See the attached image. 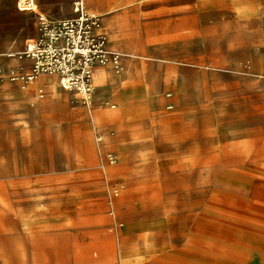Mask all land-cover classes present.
Segmentation results:
<instances>
[{"label":"rangeland","instance_id":"obj_1","mask_svg":"<svg viewBox=\"0 0 264 264\" xmlns=\"http://www.w3.org/2000/svg\"><path fill=\"white\" fill-rule=\"evenodd\" d=\"M99 1L85 0L88 10ZM37 2V12H22L0 0V32L24 37L14 51L37 36L36 14L74 10L73 0ZM116 5L109 51H121L122 67L147 68L130 106L93 91L88 112L57 75H41L57 76L53 90L38 77L0 84L29 91L42 127L17 146L12 124H0V264H126L124 251L135 264H264V203L253 199L264 181V0ZM2 58L8 72L32 69L25 55Z\"/></svg>","mask_w":264,"mask_h":264},{"label":"built area","instance_id":"obj_2","mask_svg":"<svg viewBox=\"0 0 264 264\" xmlns=\"http://www.w3.org/2000/svg\"><path fill=\"white\" fill-rule=\"evenodd\" d=\"M18 7L35 11L37 1L18 0ZM73 9L71 15L60 18L38 15V34L20 53L31 60L32 69L25 74L23 68L15 67L5 73L0 67V83L18 81L25 85L41 75H57L63 89L76 91L88 104L96 67L110 61L119 68L121 55L109 51L105 35L95 33L100 17L90 15L85 0H73Z\"/></svg>","mask_w":264,"mask_h":264},{"label":"bare ground","instance_id":"obj_3","mask_svg":"<svg viewBox=\"0 0 264 264\" xmlns=\"http://www.w3.org/2000/svg\"><path fill=\"white\" fill-rule=\"evenodd\" d=\"M134 3H136V2H133L132 4H134ZM93 4L97 5L98 3L94 2ZM37 10H38V8H37ZM112 10H113V8H110L107 11H95V10H91V11L88 10V11H89L90 15L98 16L102 19V17L105 14H107L108 12H110ZM25 19L28 21V20H30V17H27ZM97 29H102V26L96 27V30ZM27 42L29 43L28 40H27ZM28 43H27V46H28ZM25 50L14 51L13 46L9 45V47H7V49H5L4 51L0 50V56H3V55L12 56L15 54L23 53V52H25ZM126 55H129V54H126ZM22 65H26V67H31L32 62L30 59H25ZM2 66L4 68L5 73H8L6 65H4L2 63ZM104 66H106V67L100 69V73H98V75L96 74V83L94 84V89H93L94 95L96 96V99L98 97V98H101L102 100H104L105 98L108 97V95H114L116 97H119L120 99H123L124 101L126 99L127 105L130 106V104L132 102L133 93L136 90L138 77L141 74V72L145 73V71H147V68L144 67V69L140 71L135 65H133V63H128L126 68L122 67L121 65L118 68L110 61H108V63H106ZM124 69H125V72H124V74H122V70L124 71ZM56 79H58L57 76H53V77H41V76H39L38 82L46 84L51 90H53L54 88H56V83H55ZM150 79H152V78L150 77ZM100 80L102 83V94L99 92ZM157 81H158L157 78L152 79L151 83H149V89L150 90L152 89V91H156L157 86H159V82L157 83ZM7 83H10V82L8 81ZM35 83H37V81L34 82V84ZM107 86H111L113 88V91L111 93H108L107 96H105V94L107 93L106 92ZM26 92H29V91L28 90H26V91L12 90V91L8 92V94H7L8 102L4 106V113L9 118L8 121L14 127V130H12V132L9 136V141L11 144L12 143L13 144L18 143L17 146L21 145L20 141L16 142V139H20L21 133L27 132V134L31 135V134H35L37 131L40 132L42 130L41 123L39 121H37L34 117V115L37 113V109H36L37 104L32 102V100L30 101L28 99V95ZM70 92H71V90H70ZM153 98H154L153 99L154 102H156L158 104L164 102V97H162V95L159 96V98H157V99H155V97H153ZM94 101L95 100L92 99V96H91V98L88 101V104L90 107L88 112L93 111L92 106H93ZM105 101H106V99H105ZM89 116H90V113L86 114L85 118H88V120H89V118H90ZM94 119H95V115H94ZM113 139L115 141L117 138L114 137ZM192 145L193 144H191V146ZM196 148H198V147L196 146ZM148 165H149V160L147 158H144L141 161H139V163L135 167L137 168V171H139V167L142 169H147ZM152 176H154V175H152ZM161 178H163V177H161ZM152 179H153V182L157 183L158 186L160 185V184H158L160 176H156V177L154 176ZM164 180H166L168 182V184L166 186L169 187L170 186V180H167V179H164ZM253 199L256 202L264 203V181L261 184H259L258 186H256ZM109 248H110V250L107 249L108 251H106V252L110 253L111 247H109ZM89 251H90V249L88 248L81 253V261H83L84 263L91 262V260H92ZM123 255H124V260L126 261V264H135L133 262L132 258L129 256V254L126 251L123 252ZM218 262L220 264H240V262H238L234 258L222 259V260H218ZM7 264H13V261L10 260V261H8Z\"/></svg>","mask_w":264,"mask_h":264},{"label":"crops","instance_id":"obj_4","mask_svg":"<svg viewBox=\"0 0 264 264\" xmlns=\"http://www.w3.org/2000/svg\"><path fill=\"white\" fill-rule=\"evenodd\" d=\"M17 4H18V0H17ZM90 7H94V8H92V10H95V11H100L98 9L101 8V7H102V11H107L108 9L113 8L112 11L108 12L107 14H105L102 17V29H97V30L95 29V33L96 32L97 33L102 32V33L106 34V36L110 40L109 44H108V40H107V46L109 45L110 48H114L115 46L112 43V40L114 38V35H112V34L114 33V31L112 29L111 21H112V18H113L114 11H116L117 9H119L121 7L116 5V0H100L97 5H94V4L90 3ZM37 8H38V2H37ZM37 8L33 12H37L38 11ZM86 8H87V4H86ZM19 10L22 11V12H27L28 11V10H21V9H19ZM87 10H88V8H87ZM36 16L38 18V14H36ZM61 17H64V16H61ZM52 18H60V17H52ZM37 34H38V31H37ZM14 37H16L15 41H13ZM23 42H24V37L19 35L12 28H8V26L4 25V27L1 29V32H0V49H3V50L7 49V47H9V45H12L14 47L15 44H20V43H23ZM111 51L112 52H118L121 55V51H118V50H115V51L111 50ZM121 59H122V55H121ZM0 61H1V64L3 63L6 66H8V65L10 66V64H11V61H10L9 58H2ZM102 66H104V65H102ZM102 66L96 67L95 75L96 74L98 75V73H100V68H102ZM95 83L96 82H95V76H94V84ZM0 84H7V82L6 83H0ZM110 87L111 86H107L106 87V92L107 93L105 94V96H107V94L109 93V91H107V88H110ZM5 92H6V90L3 89L2 87H0V100L2 101V102H0V124L3 122L4 124L9 125L10 124V122L8 121L9 118L4 113V106L8 102V99H7L8 92L7 93H5ZM99 92L102 94V83H101V80L99 82ZM97 100H101V98L97 97ZM112 107L115 108L116 105L112 104ZM38 112L40 114V110ZM36 117H37V115H36Z\"/></svg>","mask_w":264,"mask_h":264}]
</instances>
